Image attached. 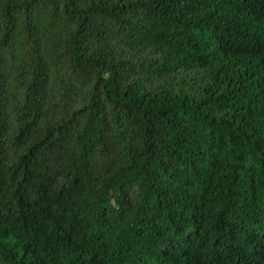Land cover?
<instances>
[{"label":"trees","instance_id":"16d2710c","mask_svg":"<svg viewBox=\"0 0 264 264\" xmlns=\"http://www.w3.org/2000/svg\"><path fill=\"white\" fill-rule=\"evenodd\" d=\"M0 264H264V0H0Z\"/></svg>","mask_w":264,"mask_h":264}]
</instances>
